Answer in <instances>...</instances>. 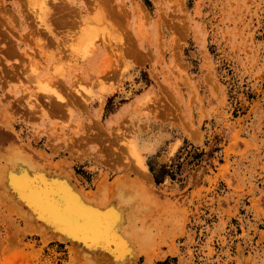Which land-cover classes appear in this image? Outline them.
Wrapping results in <instances>:
<instances>
[{
	"label": "rangeland",
	"instance_id": "1",
	"mask_svg": "<svg viewBox=\"0 0 264 264\" xmlns=\"http://www.w3.org/2000/svg\"><path fill=\"white\" fill-rule=\"evenodd\" d=\"M36 1L0 0V134L89 195L154 192L174 253L155 264H264V0ZM5 164L0 264H107L30 214Z\"/></svg>",
	"mask_w": 264,
	"mask_h": 264
},
{
	"label": "bare ground",
	"instance_id": "2",
	"mask_svg": "<svg viewBox=\"0 0 264 264\" xmlns=\"http://www.w3.org/2000/svg\"><path fill=\"white\" fill-rule=\"evenodd\" d=\"M38 1H36V2H38ZM34 2H35V0H34ZM91 32H92V30H91ZM88 35L91 37L90 33ZM86 37H88V36L85 35V37H84V35H83L84 39ZM80 41H83V40H80ZM10 139H11L10 136H9V138H7L6 134L5 135H3V133L0 134V160L4 159V161L6 162V164L3 166V169H2V172H3V170H5V174H4L5 177H4V181H3L4 183L3 182L2 183L4 184L6 190L8 189V192L12 193V195L14 197H16V195L11 190L12 188H14L20 195L26 197L28 199V201L31 202L32 204H35L39 208L46 209L49 213H54L56 216H60L57 218H60V219L74 218L75 220H78L80 215H86L90 221L92 218L88 214L94 213L95 216H94L93 221L94 222L98 221V223H100V224L94 223V222L89 223L88 221L85 222V224L90 226L87 228V231L90 233L87 234L85 237L79 238V240L81 239L80 240L81 243H80L79 247H77L75 245V243H73L74 242L73 238L69 239L67 236L63 238L62 237L63 235L59 231L49 229L47 227L48 224L46 225L44 222H42V226L45 229L51 230L52 232H57L59 234L58 235L59 237H57V239L60 238V241L62 239L71 240L72 245L75 247V251H76L75 253L77 254V256H79L80 259L82 257V256H80V254H83V255L87 254L90 256L95 254L97 256L96 253H98V252L99 253H106V254L109 253V254H111V256H109L108 254L104 255V256H106L105 260H106L107 264H111L112 262H113L112 264H114V263L115 264L116 263L117 264H127L126 261L128 259L131 261V259L133 257H134V259H136V257H138L139 254L143 253L146 255L145 264H149V262H150V260H149L150 257H148L149 253L151 251L153 253L154 249H157V248H154L153 250H151V248H152L151 246L153 245V242H154L155 231H157L160 228V226H162L160 224V222H166L167 221L166 216H162L158 210V207H159L158 203L159 202L156 201V195L154 194V192H152L145 185L141 186V184H140L139 186H137L138 182H140V181L137 182V181L133 180V182L135 181L137 184L134 182L133 186L128 185L127 180H129V179H127L125 177V179H127L125 181L118 178V180H116L112 184L113 189L103 185V187H101L98 190L97 195H95V196L93 194L89 195L85 192H82L81 189L79 190V189L74 188V187H76V185L74 184V186H72V184H70V176L68 175V173H66V172H64V170H60L58 168L60 171H56L57 169H55L56 172L55 171L53 172V175H55V176H52L53 179L51 176L49 177L50 178V184H51V186L53 184V187L56 190L58 196H57V199L52 201V203L50 202L52 204V206L47 207V202L44 201L43 195L46 196L50 192V189L48 188V186H45V185H44L45 187H41L40 185H37V182L35 181V179L31 178V176H30L31 172L35 171V168L36 169L39 168V165L33 161V159L30 157V155L27 151H25V150L23 151L22 149H20L18 147L17 141L14 137H13V139H11V140ZM139 148H141V147H139ZM136 149H137V147L135 145V150ZM59 172H60V174H59ZM137 173L139 174L140 179H142L144 181H147L148 179H150L148 173L146 172V166H144L143 163H141V162H139ZM37 174H38L39 179L43 182L45 180V177L39 173H37ZM1 175H3V174L1 173ZM1 175H0V177H1ZM46 180H48V179H46ZM63 180L66 181V183ZM0 181H2V180H0ZM130 182L132 184L131 180H130ZM67 183L69 186L67 185ZM125 183L127 184V186ZM71 189L74 190L79 196H81L82 199L85 200V202L89 203L88 206L83 207V206L79 205L76 202V200L74 199L73 191ZM3 195L4 194H2L1 196H3ZM53 196H55V195H53ZM3 198H5V196H3ZM57 201H58V204H57ZM12 205H13V203L9 205L10 208L12 207L13 209L14 208L17 209L16 206L13 207ZM102 205H104V206L102 208H100ZM258 205H259V203H258ZM10 208L8 210H11ZM173 208H175V207H173ZM27 209H28V211H30L29 208H27ZM160 210H162L164 212L165 207H164V210H163V208ZM21 211H22V209H21ZM17 212L19 213V211H17ZM165 213H167V212L165 211ZM30 214H32L31 211H30ZM24 215L26 216L25 213H24ZM26 224L28 225L27 222H26ZM24 225H25V223H24ZM35 225H37V224H35ZM76 225L79 226V224L77 222H76ZM100 225L102 226V228L104 230H107V231H102L100 233V234L104 235V236H102L103 238L99 235V230H100L99 228H101ZM163 225H165V224H163ZM55 226H57V225H55ZM174 227H176V223L174 224ZM36 229H39V228H36ZM40 231L41 230H39V232ZM92 231H94L96 233H94V232L92 233ZM164 231L165 230H163L161 232L163 233ZM45 232H47V231L45 230ZM48 232L50 233V231H48ZM165 232L168 233L167 231H165ZM170 232L172 233V232H174V230L171 231V229H170ZM41 233L43 235V232H41ZM44 234H46V233H44ZM39 235H41V234L39 233ZM47 236H48V234H47ZM52 236L54 237V235H52ZM108 236H110V237H108ZM159 236H161V235H159ZM40 237H42V236H40ZM43 237L45 238V235ZM50 238H52V237H50ZM75 239H77V238H75ZM42 240H43V238H42ZM44 241H45V239H44ZM57 241H59V240H57ZM159 242H162V241H159ZM157 243H156V247H158ZM98 244H100V245H98ZM99 246L101 247V249L97 248ZM82 247H84V248H82ZM73 250H74V248H73ZM128 264H130V263H128Z\"/></svg>",
	"mask_w": 264,
	"mask_h": 264
},
{
	"label": "water",
	"instance_id": "3",
	"mask_svg": "<svg viewBox=\"0 0 264 264\" xmlns=\"http://www.w3.org/2000/svg\"><path fill=\"white\" fill-rule=\"evenodd\" d=\"M37 173H39V174H41V175H43L45 177V180L43 182L39 179ZM30 176H31V178H34L35 179V181L37 182V185H40L41 187L48 186V188L50 189V192L46 196L43 195V198H44V201L47 202V207L52 206V204H51L52 201L55 200V199H57V196L58 195H57L56 190L53 187V184L51 186V184H50V178L49 177L50 176L52 177V176H55V175H53L52 172H49L47 170H42L41 171V170H38V169L35 168V171L31 172ZM46 179H48V180H46ZM52 179H53V177H52ZM64 182L66 183V181H64ZM67 185H68V183H67ZM11 190L16 195L17 199H19L21 202H23L30 209L32 215H35V216L39 217L45 223H47L48 225H50L53 230L59 231L63 235L62 236L63 238L67 236L69 239L70 238L71 239L73 238V240H76L75 238H78L79 236L85 237L87 234L90 233V232L87 231V228L90 227V226H88L87 224H85V222L86 221H88L89 223L90 222H94L93 221L94 216H95L94 213H89L88 214L92 218L90 221H89V219L87 218L86 215H80L79 218H78V220H75L74 218L60 219V218H57V217H60V216H56L54 213H49L46 209L39 208L35 204H32L31 202H29L26 197L20 195L14 188H12ZM72 191H73V197H74V199L76 200V202L79 205H81L83 207L88 206L89 203L85 202V200H83L82 197L79 196L74 190H72ZM53 195H55V196H53ZM57 204H58V201H57ZM103 206L104 205H102L100 208H102ZM76 222L79 224V226L76 225ZM94 223H98V221H95ZM98 224H100V223H98ZM55 225H57V226H55ZM99 229H100L99 230V235L101 237L104 236V235H102L100 233L102 231H107V230H104L102 228V226ZM93 232L94 231H92V233ZM94 233H96V232H94ZM108 237H110V236H108Z\"/></svg>",
	"mask_w": 264,
	"mask_h": 264
},
{
	"label": "crops",
	"instance_id": "4",
	"mask_svg": "<svg viewBox=\"0 0 264 264\" xmlns=\"http://www.w3.org/2000/svg\"><path fill=\"white\" fill-rule=\"evenodd\" d=\"M159 241H162V240H160L159 238L154 239V244L152 246L153 248L151 250H153L154 248H157V249H154V251L155 250L156 251L155 252L153 251V253L150 250L151 252L148 255V257H150V263L149 264H155L158 261L164 260L165 258H169L170 256L174 255V253H172L173 247H166L163 245L160 246ZM156 243H157L158 247H156ZM138 257H140V264H143L144 260H145V255L142 253V254H139Z\"/></svg>",
	"mask_w": 264,
	"mask_h": 264
},
{
	"label": "trees",
	"instance_id": "5",
	"mask_svg": "<svg viewBox=\"0 0 264 264\" xmlns=\"http://www.w3.org/2000/svg\"><path fill=\"white\" fill-rule=\"evenodd\" d=\"M149 170L152 171V169H151L150 167H149ZM153 177H154V178H153V179H154V182H155V183H158L159 180L156 178V175H155L154 173H153Z\"/></svg>",
	"mask_w": 264,
	"mask_h": 264
}]
</instances>
